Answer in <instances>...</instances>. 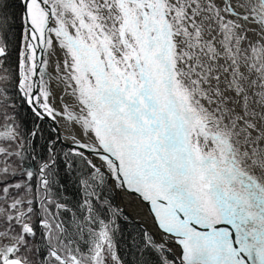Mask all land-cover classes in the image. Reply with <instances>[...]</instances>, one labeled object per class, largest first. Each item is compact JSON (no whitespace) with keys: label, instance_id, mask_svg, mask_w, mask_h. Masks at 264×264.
<instances>
[{"label":"snow or ice","instance_id":"obj_1","mask_svg":"<svg viewBox=\"0 0 264 264\" xmlns=\"http://www.w3.org/2000/svg\"><path fill=\"white\" fill-rule=\"evenodd\" d=\"M0 264H264V0H0Z\"/></svg>","mask_w":264,"mask_h":264}]
</instances>
